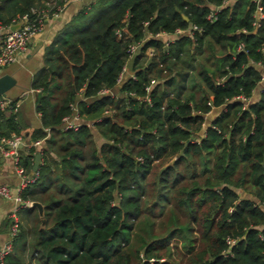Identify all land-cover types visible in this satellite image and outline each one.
<instances>
[{"label": "trees", "instance_id": "obj_1", "mask_svg": "<svg viewBox=\"0 0 264 264\" xmlns=\"http://www.w3.org/2000/svg\"><path fill=\"white\" fill-rule=\"evenodd\" d=\"M63 3L0 0V25ZM258 5L264 15V0H92L71 16L31 81L41 126L28 142L42 145L24 146L18 160L29 173L41 153L20 196L43 214L29 260L21 225L3 264H176L175 255L264 264V87L250 99L264 68ZM159 32L175 36L165 42ZM131 43L139 46L130 56ZM130 58L132 74L118 80ZM76 113L79 125L64 129ZM19 133L17 114L0 107V135Z\"/></svg>", "mask_w": 264, "mask_h": 264}, {"label": "crops", "instance_id": "obj_2", "mask_svg": "<svg viewBox=\"0 0 264 264\" xmlns=\"http://www.w3.org/2000/svg\"><path fill=\"white\" fill-rule=\"evenodd\" d=\"M77 1L78 0H64V3L62 4V8L59 11L49 15L48 18L45 19L42 29L31 39L27 51L25 53H22L24 55V61L19 62L20 63L19 66H15V67L12 66L9 70L6 71H2V69L0 70V73H9L16 80V83L9 89L11 91H13L14 89L15 90L18 89L17 91H13V96H11L10 98H3L1 96L0 98L5 100L18 101V106L15 111L7 107L4 109V113L10 114L11 112H13L17 114V119L21 127V133L19 134L22 135V139H23V145L20 147V152H22L25 144L29 143L28 135L30 134V131L33 128L41 126L40 113L36 110V104H35V96L38 89H34L31 87V81L34 72L43 65L39 66L37 69H35V71H33L34 68L33 69L28 68L29 69L28 75H24L22 73L23 71L21 70V67H25L26 65H28L26 62L31 61L34 55L37 56V58H39L40 61L42 62L44 48L52 40V38L57 33V31L83 5L88 4L92 0H89L85 3L81 2L79 5H76ZM233 1L234 0H225V3L231 4ZM256 15H258L257 12ZM11 25L8 26L0 25V38L3 35V33L6 32L11 27ZM155 35L161 38L162 40H164L165 42L173 40L175 36V34H171L169 32H159ZM150 53L151 52H149V54ZM126 69L127 66H125L123 72H125ZM28 82H29V88H27L26 86ZM263 87H264V70L262 69V77L258 82V84L256 85V87L254 88L250 99H257ZM9 90L6 91L5 95H7V92ZM28 95L31 96L30 101L26 100L27 99L26 97ZM214 112H215L214 110H211L206 114L205 116L206 121L204 125H207L208 118L210 119V117H212ZM93 132H94V136H96L97 134L94 131V129ZM41 145H42V141L40 144L35 145L36 149H39ZM19 180H20V174L17 172L13 160L10 157L3 156L0 153V184L1 183L8 184L9 186L13 187V189L15 190L19 183ZM14 206L15 203L13 200L5 199L2 196H0V245L4 242V240H6L10 225V223H5L4 220L8 218V213L13 209Z\"/></svg>", "mask_w": 264, "mask_h": 264}, {"label": "built area", "instance_id": "obj_3", "mask_svg": "<svg viewBox=\"0 0 264 264\" xmlns=\"http://www.w3.org/2000/svg\"><path fill=\"white\" fill-rule=\"evenodd\" d=\"M62 5L55 11H50L45 7H31L29 11L21 14L16 19L13 20L12 24H17L13 29L9 28L0 38V69L7 63L14 61L18 54L25 53L29 47L31 39L42 29L44 21L49 15L59 11ZM214 10H217L215 7ZM256 12L258 17H263L261 12V6L258 5ZM256 14V13H255ZM209 19H213L214 13L210 11L207 16ZM186 29L176 28L175 33L184 32ZM189 30V29H187ZM117 35H120V30H117ZM157 34V33H156ZM139 43H131L129 45L130 56L138 48ZM241 48L242 45H239ZM264 59V57H263ZM257 65L263 66L262 61L256 62ZM125 66L123 68V71ZM264 70V68H263ZM122 74L118 77L120 80ZM245 100V97L241 96ZM18 106V101L5 100L0 98V107L5 109L7 107L11 108L13 111L16 110ZM77 113L63 118V128H76L79 125L77 122ZM41 143V139L35 140L32 143H27L25 146L37 145ZM23 145V139L21 134L12 135L11 137H4L0 135V153L3 156L10 157L16 167L17 172L20 174L19 183L14 190L13 187L8 184H0V196L5 199H11L14 201L15 206L8 213V218L10 219L9 231L6 240L0 245V264L4 263V257L12 250L13 237L17 234L19 230V215L18 211L21 206H31L32 200L22 199L20 196V191L29 183L35 180L37 171L33 172L31 175L25 172L24 168L18 164L20 147ZM234 239H227L228 244H232Z\"/></svg>", "mask_w": 264, "mask_h": 264}, {"label": "rangeland", "instance_id": "obj_4", "mask_svg": "<svg viewBox=\"0 0 264 264\" xmlns=\"http://www.w3.org/2000/svg\"><path fill=\"white\" fill-rule=\"evenodd\" d=\"M89 0H78L76 2V5H79L81 2L82 3H85ZM137 49L135 50V52L133 54H136L137 53ZM132 54V55H133ZM21 61H24V55L23 54H18L16 56V59L14 61H11L9 63H7L6 65H4L1 69L2 71H6V70H9L12 66H19ZM28 65H26L25 67H21V70L23 71L22 73L24 75H28L29 74V69L28 68H34L33 71H35V69H37L39 66L43 65V61L41 62L39 58H37V56H33V59L29 62H26ZM127 66V69L125 72H123L122 74V77L126 78L128 76H130L132 74V70H131V58L127 61L126 65ZM27 88H29V82L26 84ZM14 89V88H13ZM18 90V89H17ZM17 90H13V91H17ZM13 91L9 90L7 92V95H0V97L2 96L3 98H10L11 96H13ZM20 96V95H18ZM27 101H30L31 99V96H27L26 97ZM175 157H173L171 160H167L166 161V164L167 163H171L173 160H174ZM165 165V162L164 161H160L158 163L155 164V166L153 167L152 171H151V174L148 176L147 180L149 182L153 181L154 178L156 179V176H157V173L159 172V170L164 167ZM148 182V183H149ZM152 191V190H150ZM245 193L241 191V195H244ZM153 196L154 195H151L150 197H147V201H146V206L148 207L149 204H150V200L153 199ZM149 211L146 209L143 210V215L142 216H145ZM24 215L25 217L22 219L21 217H19V227L21 225H23V227L27 230V239H26V251H25V256L24 258L28 261L29 260V248L30 247V244H29V241L32 239V236H33V229L35 228V226L37 225V219L41 218L42 215L39 214L37 208L34 206V210H31L30 211H24ZM151 216V215H150ZM157 222V229H161L162 227V220L161 219H157L156 220ZM194 228L196 229L197 226L196 224H194ZM171 242L175 244V242H177V249L180 253H182L184 251L183 247L181 246V238L178 237V236H175L171 239ZM173 248V247H172ZM173 259L176 261V264H184V261L182 262V259H181V256L179 255H175L173 257Z\"/></svg>", "mask_w": 264, "mask_h": 264}, {"label": "water", "instance_id": "obj_5", "mask_svg": "<svg viewBox=\"0 0 264 264\" xmlns=\"http://www.w3.org/2000/svg\"><path fill=\"white\" fill-rule=\"evenodd\" d=\"M17 24H12L11 29L15 28ZM1 70V69H0ZM16 83L15 78L9 73H0V95H5L6 91L9 90ZM40 151L34 153V160L29 175L37 171L40 162ZM32 206H35L40 215L43 214V205L39 201H33ZM43 223V219H42Z\"/></svg>", "mask_w": 264, "mask_h": 264}]
</instances>
